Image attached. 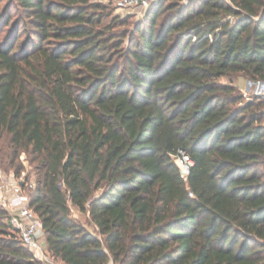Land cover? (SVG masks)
<instances>
[{"label":"trees","instance_id":"obj_1","mask_svg":"<svg viewBox=\"0 0 264 264\" xmlns=\"http://www.w3.org/2000/svg\"><path fill=\"white\" fill-rule=\"evenodd\" d=\"M110 17L95 0H0V166L20 178L27 156L48 252L264 264V100L242 104L235 83L264 82V0H158L132 28ZM9 218L0 207V264H38Z\"/></svg>","mask_w":264,"mask_h":264},{"label":"built area","instance_id":"obj_2","mask_svg":"<svg viewBox=\"0 0 264 264\" xmlns=\"http://www.w3.org/2000/svg\"><path fill=\"white\" fill-rule=\"evenodd\" d=\"M155 3V0H118L120 10H139L146 12ZM176 163L181 177L187 180L193 166V160L184 150H179ZM22 177L14 173L8 175L0 171V207L10 214L9 225L18 234L22 245L33 254V261L38 264H62L56 261L48 252L43 226L30 206L29 189L34 186L30 183L24 187ZM113 264V263H111Z\"/></svg>","mask_w":264,"mask_h":264},{"label":"rangeland","instance_id":"obj_3","mask_svg":"<svg viewBox=\"0 0 264 264\" xmlns=\"http://www.w3.org/2000/svg\"><path fill=\"white\" fill-rule=\"evenodd\" d=\"M97 2H100L104 4L105 6H108V12L111 14L110 18H116L119 17L121 19H129V26L132 28V25L138 24L144 17L146 12L140 13L139 10H120L117 6L118 0H95ZM158 0H155V3H157ZM154 3V4H155ZM110 19H108L109 21ZM7 32V30L4 29L3 34ZM1 39V38H0ZM229 80L227 78L222 79V82L227 83ZM236 84H240L242 87V93L244 96V101L242 104L247 102L248 100H252L256 97L261 98L264 100V82L258 81L253 82L250 80H246L245 78L241 77L238 80L235 79ZM21 161L23 162L24 166L26 167L25 173L22 174V178H24L29 172H31V167L29 166L27 162V156L23 155L21 157ZM0 171H2L4 174L8 175L9 173H13L12 171L7 172L5 168L0 166ZM32 181L31 183H33ZM73 218L78 221L81 224L86 225L91 231H96L95 228L89 224L88 217L84 214H81L78 210L72 211ZM60 263V262H59Z\"/></svg>","mask_w":264,"mask_h":264}]
</instances>
